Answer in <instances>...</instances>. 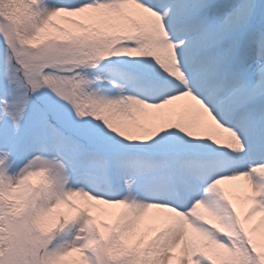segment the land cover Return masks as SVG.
Segmentation results:
<instances>
[{
    "label": "snow or ice",
    "instance_id": "1",
    "mask_svg": "<svg viewBox=\"0 0 264 264\" xmlns=\"http://www.w3.org/2000/svg\"><path fill=\"white\" fill-rule=\"evenodd\" d=\"M0 264H264V0H0Z\"/></svg>",
    "mask_w": 264,
    "mask_h": 264
},
{
    "label": "bare ground",
    "instance_id": "2",
    "mask_svg": "<svg viewBox=\"0 0 264 264\" xmlns=\"http://www.w3.org/2000/svg\"><path fill=\"white\" fill-rule=\"evenodd\" d=\"M237 183H239V184H243L244 182H243V181H241V182H237Z\"/></svg>",
    "mask_w": 264,
    "mask_h": 264
}]
</instances>
